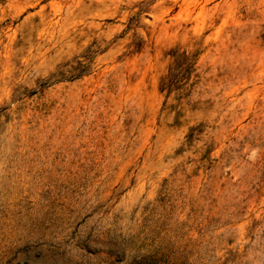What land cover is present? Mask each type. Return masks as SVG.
Instances as JSON below:
<instances>
[{
	"label": "rangeland",
	"instance_id": "obj_1",
	"mask_svg": "<svg viewBox=\"0 0 264 264\" xmlns=\"http://www.w3.org/2000/svg\"><path fill=\"white\" fill-rule=\"evenodd\" d=\"M0 264H264V0H0Z\"/></svg>",
	"mask_w": 264,
	"mask_h": 264
}]
</instances>
